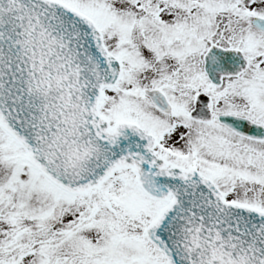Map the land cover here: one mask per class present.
<instances>
[{"label":"snow or ice","instance_id":"obj_1","mask_svg":"<svg viewBox=\"0 0 264 264\" xmlns=\"http://www.w3.org/2000/svg\"><path fill=\"white\" fill-rule=\"evenodd\" d=\"M0 264H264V0H0Z\"/></svg>","mask_w":264,"mask_h":264}]
</instances>
